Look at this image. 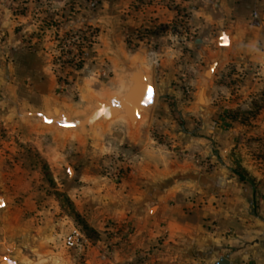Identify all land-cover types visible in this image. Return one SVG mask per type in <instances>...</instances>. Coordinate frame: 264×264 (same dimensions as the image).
Here are the masks:
<instances>
[{
    "label": "rangeland",
    "instance_id": "374dc122",
    "mask_svg": "<svg viewBox=\"0 0 264 264\" xmlns=\"http://www.w3.org/2000/svg\"><path fill=\"white\" fill-rule=\"evenodd\" d=\"M194 2L5 0L10 14L24 17V22H29L32 28L31 35L21 42L24 46L30 42L39 45L42 59L54 77V93L45 94L52 97L51 104H76L74 108L82 113L88 107L83 105L84 92L96 98L108 96L115 89L121 72L118 65L136 57H141L150 70V56L155 54L159 62L165 59V71L177 69L183 74L177 76L182 84L194 74V69L198 85L206 81L203 72L208 62L195 61L202 33H196L200 26L195 18ZM184 84L178 90L167 87L164 95L156 94L144 131L169 159L210 166L211 150L222 131L237 126L232 175L237 177L236 172H241L245 177L243 181L251 183L253 178H264V119L259 118L264 110V65L260 70L248 71L242 65H230L223 73H216L209 80L206 95H210L212 87L222 85L223 88L213 93L210 103L198 104L192 94L194 87ZM14 87L15 92L6 85L0 86L2 172L10 175L4 184L6 191H1L8 198L5 200L0 195V212L7 208L4 201L8 202V209L12 211L8 212L10 221L22 228L29 225L32 240L29 246H23L24 235L18 234L13 238L14 245H8L3 243L6 237L1 233L0 259L7 258L15 264H53L54 253L67 258L71 255L60 244L61 236L71 226L80 230L84 224L94 230L88 224L86 211L78 209L73 201L71 196L78 195L74 191L80 185L95 184L94 188H98L113 184V188L123 182L129 175V158L122 148L134 142L127 141V127L122 119L105 125V130L99 125L94 145H86L85 140L76 138L74 133L60 135L53 127H38L31 119L15 118L13 104L3 102L2 97H10L20 110L48 111V106L45 103L31 108L22 104L19 100L28 97L24 94V84L21 82ZM164 98L163 107L158 108ZM210 108L217 113L204 116ZM24 123L40 130L35 142L41 151L34 143L20 141L19 127ZM200 146L209 147L210 153L200 155L197 152ZM0 264L6 263L0 260Z\"/></svg>",
    "mask_w": 264,
    "mask_h": 264
},
{
    "label": "crops",
    "instance_id": "0c3cea01",
    "mask_svg": "<svg viewBox=\"0 0 264 264\" xmlns=\"http://www.w3.org/2000/svg\"><path fill=\"white\" fill-rule=\"evenodd\" d=\"M194 1L200 26L196 33H202L195 61L208 62L207 70L211 69L205 90L209 80L230 65L260 70L264 65V0ZM23 22L24 17L10 14L5 0H0V86L15 92L14 86L22 82L28 97L19 102L37 108L43 106L45 94L54 93L56 83L39 45L21 42L32 33L29 22ZM158 59L155 54L148 59L155 96L164 95L167 87L178 90L185 83L194 87L192 94L197 98L201 85L197 70L182 84L177 76L183 74L175 68L165 71V59ZM222 88L212 87L210 95L205 92L204 101L210 103L213 93ZM165 100L157 107L162 108ZM3 102L7 101L3 98ZM213 113L217 112L210 108L204 116ZM259 118L264 119V110ZM144 124L133 136L125 129L127 141L134 144L122 148L129 158V175L123 182L113 188V184L80 185L74 191L78 195L71 196L77 208L86 211L98 238L87 240L82 248L66 249L63 237L77 228L71 226L60 238L61 248L71 255L54 253L53 264H216L221 257L228 264H264V178H253L251 183L231 172L239 128L220 132L211 153L207 146L197 149L200 155L210 153L209 166L169 159L144 131ZM19 130L22 143H34L41 151L35 142L40 130L30 123L21 124ZM3 159L0 151V195L7 200L1 191H6L4 184L10 175L2 172ZM4 204L7 208L0 212V235L6 237L3 243L14 245L13 238L23 234V246H29L30 226L12 223L8 213L12 211L8 202Z\"/></svg>",
    "mask_w": 264,
    "mask_h": 264
},
{
    "label": "water",
    "instance_id": "95a60500",
    "mask_svg": "<svg viewBox=\"0 0 264 264\" xmlns=\"http://www.w3.org/2000/svg\"><path fill=\"white\" fill-rule=\"evenodd\" d=\"M118 81L115 89L104 98H96L84 92L83 105L88 107L81 112L68 104H51V98L45 95L48 111L33 109L32 111L20 110L16 103L8 96L2 98L13 104V117L18 119H31L38 127H53L60 135L74 133L76 138L85 140L86 145H94L95 136L100 130H105L118 119L126 124L130 136H133L137 128L149 118L155 99V92L151 80V70L143 63L141 57L118 65ZM121 68V69H120ZM211 69L205 72L209 78ZM206 81L200 85L197 102L204 104ZM82 105V106H83ZM51 121V123L47 122ZM107 127V126H106ZM6 264H15L7 258H1ZM216 264H228L226 258L221 257Z\"/></svg>",
    "mask_w": 264,
    "mask_h": 264
},
{
    "label": "built area",
    "instance_id": "2783aa9c",
    "mask_svg": "<svg viewBox=\"0 0 264 264\" xmlns=\"http://www.w3.org/2000/svg\"><path fill=\"white\" fill-rule=\"evenodd\" d=\"M253 18H256V14H252ZM87 242V239L84 237L83 233L77 229L74 228L68 234H66L63 239V247L66 249H77L82 248Z\"/></svg>",
    "mask_w": 264,
    "mask_h": 264
},
{
    "label": "trees",
    "instance_id": "16d2710c",
    "mask_svg": "<svg viewBox=\"0 0 264 264\" xmlns=\"http://www.w3.org/2000/svg\"><path fill=\"white\" fill-rule=\"evenodd\" d=\"M236 174L239 180L241 181L245 180V177L241 172L237 171ZM80 231L83 233L84 236L88 237L91 240H96L98 238L97 233L84 224L81 226Z\"/></svg>",
    "mask_w": 264,
    "mask_h": 264
},
{
    "label": "snow or ice",
    "instance_id": "6c2138e0",
    "mask_svg": "<svg viewBox=\"0 0 264 264\" xmlns=\"http://www.w3.org/2000/svg\"><path fill=\"white\" fill-rule=\"evenodd\" d=\"M47 122L51 123V121H47Z\"/></svg>",
    "mask_w": 264,
    "mask_h": 264
}]
</instances>
